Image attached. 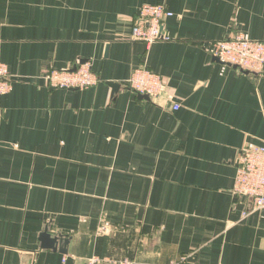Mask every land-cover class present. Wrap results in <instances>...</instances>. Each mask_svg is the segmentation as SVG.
<instances>
[{
    "label": "crops",
    "instance_id": "crops-1",
    "mask_svg": "<svg viewBox=\"0 0 264 264\" xmlns=\"http://www.w3.org/2000/svg\"><path fill=\"white\" fill-rule=\"evenodd\" d=\"M146 3L174 13L149 49ZM237 32L264 41V0H0V264H264V208L234 191L264 145V73L209 51ZM87 61L96 86H48ZM142 66L160 98L125 86Z\"/></svg>",
    "mask_w": 264,
    "mask_h": 264
},
{
    "label": "built area",
    "instance_id": "built-area-1",
    "mask_svg": "<svg viewBox=\"0 0 264 264\" xmlns=\"http://www.w3.org/2000/svg\"><path fill=\"white\" fill-rule=\"evenodd\" d=\"M173 15L165 3L143 4L131 28V38L143 42L147 49L159 40H170V36L165 33L164 24ZM209 51L221 62L240 71L264 73V41L247 38L242 32L213 41ZM73 68H48L44 73L48 86L84 89L100 82L98 73L93 70L89 61L79 62L75 69ZM125 86L154 100L163 96L166 89L163 76L143 66L133 70ZM12 88L9 68L0 61V96L10 92ZM178 108L179 104H174V109ZM234 191L249 200L251 210L264 208V145L245 147L241 150ZM244 214L247 215L248 211ZM85 264L101 262L93 259Z\"/></svg>",
    "mask_w": 264,
    "mask_h": 264
},
{
    "label": "water",
    "instance_id": "water-1",
    "mask_svg": "<svg viewBox=\"0 0 264 264\" xmlns=\"http://www.w3.org/2000/svg\"><path fill=\"white\" fill-rule=\"evenodd\" d=\"M162 31H163V29H162ZM217 60H218V59H217ZM75 67H76V66H74L73 69H75ZM110 84L113 86V88H117V86H118V84H117V83H114V82H111ZM140 96H141V97H144V98H147V99H150V97H149L148 95H143V94H141Z\"/></svg>",
    "mask_w": 264,
    "mask_h": 264
}]
</instances>
